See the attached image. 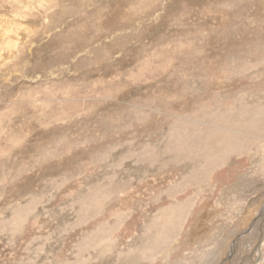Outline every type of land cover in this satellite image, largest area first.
<instances>
[{
    "label": "rangeland",
    "instance_id": "rangeland-1",
    "mask_svg": "<svg viewBox=\"0 0 264 264\" xmlns=\"http://www.w3.org/2000/svg\"><path fill=\"white\" fill-rule=\"evenodd\" d=\"M261 105L264 0H0V264L264 263Z\"/></svg>",
    "mask_w": 264,
    "mask_h": 264
},
{
    "label": "bare ground",
    "instance_id": "bare-ground-1",
    "mask_svg": "<svg viewBox=\"0 0 264 264\" xmlns=\"http://www.w3.org/2000/svg\"><path fill=\"white\" fill-rule=\"evenodd\" d=\"M2 16V15H1ZM25 24V23H24ZM25 26H27L25 24ZM2 28V27H1ZM24 28V27H23ZM22 28V29H23ZM27 28V27H26ZM23 29V30H27V29ZM24 32V31H23ZM259 101V100H258ZM238 112V111H237ZM247 113L246 115H240L241 116V119L244 120L245 122L240 126V127H236L234 130H227V129H222L220 127V124L215 122L216 124H213L214 126H217V127H210L209 129H207L205 132L204 131H201L202 133H204L206 135V137L210 138L212 143H210V147L207 148V149H201V154L197 153L196 154V159L198 160V165L196 168H193V169H190L188 172L186 173H180L177 180L179 181L180 183V187H181V184L184 182V181H194L196 184H203V180H204V177H205V174L207 172V170L215 167L217 165V160H221V158L226 154L224 153L223 155L222 154H214L213 153V150H212V145L215 144V146H221L220 144L217 143V140L218 138H225L227 137L228 138V147L229 149H227L226 152H229V151H240L241 149L248 147L251 145H255L257 143V140L258 139H261V137L263 138L264 137V105H261L258 109H249L247 110ZM239 114V113H238ZM213 121V120H212ZM210 122L211 124L213 122ZM217 121V120H215ZM185 122H181V127L179 129H176L175 128V132H179L181 133L180 131H184L182 128L184 126ZM209 123V124H210ZM174 124V123H173ZM177 124V123H176ZM177 124V125H178ZM201 124H204L201 123ZM174 128V127H173ZM178 128V127H177ZM201 130H204L206 128H201ZM175 133H171V136L174 138L173 139V142L170 143L171 145H176L178 143H181L183 141V136H181L180 134L179 135H176V136H173ZM168 137V136H167ZM179 147H182L181 144H178ZM163 147V146H162ZM165 150H167L166 148V145L164 146ZM246 149V148H245ZM160 151V150H159ZM164 150H162L163 152ZM170 151H176L178 152L175 148L171 149ZM180 151V150H179ZM165 152V151H164ZM163 152V153H164ZM180 153V152H178ZM169 154H172V153H169ZM181 154V153H180ZM166 155V154H165ZM168 155V154H167ZM179 155V154H178ZM162 156V155H161ZM181 156V155H180ZM168 157V156H167ZM143 161V159H145V156L143 158V156L141 157ZM161 158V157H160ZM152 161V160H151ZM174 161V160H173ZM183 161V160H182ZM168 162V161H167ZM179 162V161H178ZM185 162V161H184ZM152 163V162H151ZM150 163V165H151ZM182 164V163H181ZM263 165H264V162L261 163V167L263 168ZM169 166V165H168ZM154 168V167H153ZM182 168V167H181ZM264 169V168H263ZM261 169V170H263ZM261 172V171H260ZM184 184V183H183ZM188 186V185H187ZM190 187V186H188ZM191 188V187H190ZM188 189V188H187ZM186 189V190H187ZM198 190V188H197ZM196 192V191H195ZM201 193V189L199 191ZM189 202L191 203V200L190 198H188ZM184 206V204H181ZM167 212V211H166ZM182 212V209L179 208V209H176L174 206H169V211L168 213L170 214H176V213H181ZM160 215H165L161 212H158ZM172 217L171 216H168L166 218V221L168 224H172L173 225V222L170 221ZM155 246V245H154ZM261 247V246H260ZM259 247V248H260ZM144 251V250H142ZM140 251V253L142 252ZM262 251V250H261ZM145 255V252H142L141 253V257H143ZM253 256V255H252ZM253 258V257H252ZM250 259H247V261H250ZM234 261V259H233ZM245 261V262H244ZM262 261H264V257H262ZM241 264H247L246 260L242 259L241 261ZM244 262V263H242ZM264 264V263H262Z\"/></svg>",
    "mask_w": 264,
    "mask_h": 264
}]
</instances>
